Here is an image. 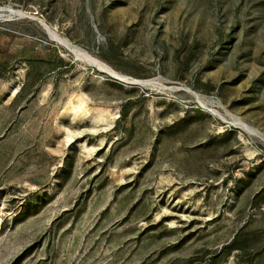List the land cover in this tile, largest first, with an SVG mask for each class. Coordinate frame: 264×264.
<instances>
[{
    "label": "rangeland",
    "instance_id": "obj_1",
    "mask_svg": "<svg viewBox=\"0 0 264 264\" xmlns=\"http://www.w3.org/2000/svg\"><path fill=\"white\" fill-rule=\"evenodd\" d=\"M0 264H264V0H0Z\"/></svg>",
    "mask_w": 264,
    "mask_h": 264
},
{
    "label": "bare ground",
    "instance_id": "obj_2",
    "mask_svg": "<svg viewBox=\"0 0 264 264\" xmlns=\"http://www.w3.org/2000/svg\"><path fill=\"white\" fill-rule=\"evenodd\" d=\"M65 42V41H64ZM63 45H65V47H67V48H69L70 50H72V51H74V52H78V49L76 48V47H73V46H69L68 44H63Z\"/></svg>",
    "mask_w": 264,
    "mask_h": 264
}]
</instances>
